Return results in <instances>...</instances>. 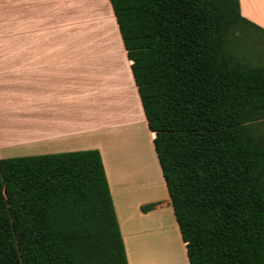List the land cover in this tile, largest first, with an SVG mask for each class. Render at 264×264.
<instances>
[{
  "label": "trees",
  "instance_id": "1",
  "mask_svg": "<svg viewBox=\"0 0 264 264\" xmlns=\"http://www.w3.org/2000/svg\"><path fill=\"white\" fill-rule=\"evenodd\" d=\"M109 2L189 264H264V29L238 0ZM0 264H127L97 148L0 158Z\"/></svg>",
  "mask_w": 264,
  "mask_h": 264
},
{
  "label": "crops",
  "instance_id": "2",
  "mask_svg": "<svg viewBox=\"0 0 264 264\" xmlns=\"http://www.w3.org/2000/svg\"><path fill=\"white\" fill-rule=\"evenodd\" d=\"M5 3L0 158L97 148L127 264H189L109 0ZM238 4L264 29V0ZM106 11L113 20L108 12L104 26L87 25L94 14L104 22ZM148 203L154 206L141 210ZM173 239L180 249H168Z\"/></svg>",
  "mask_w": 264,
  "mask_h": 264
},
{
  "label": "rangeland",
  "instance_id": "3",
  "mask_svg": "<svg viewBox=\"0 0 264 264\" xmlns=\"http://www.w3.org/2000/svg\"><path fill=\"white\" fill-rule=\"evenodd\" d=\"M20 6H22V4H20ZM1 9H2V13H0V14H3L4 15V12H5V9H6V3H5V0H2V2H1ZM108 12L109 11H106V12H102V14H104V16L106 17L105 18V21L103 22V21H101V18L99 19V16L98 15H96L95 16V14L93 15V16H91V17H89L88 19L86 18V20H88L87 22H88V26L89 27H95V26H104V24L105 23H107V20L109 19V17H108ZM110 13V12H109ZM110 17H111V19L113 20V18H112V16H111V13H110ZM92 18V19H91ZM114 23V21L112 22V24ZM115 24V23H114ZM113 24V25H114ZM115 27H116V25H114ZM103 28V27H102ZM2 33H4V31L2 32V30H0V34H2ZM116 34H117V32H116ZM118 35V34H117ZM96 37V40L94 41V42H96L97 44L98 43H103L104 42V44H105V42H106V39L105 38H102V37H98V36H95ZM119 43H120V41H119ZM39 154V153H38ZM31 155V154H30ZM17 156H20V155H17ZM176 240V239H175Z\"/></svg>",
  "mask_w": 264,
  "mask_h": 264
},
{
  "label": "bare ground",
  "instance_id": "4",
  "mask_svg": "<svg viewBox=\"0 0 264 264\" xmlns=\"http://www.w3.org/2000/svg\"><path fill=\"white\" fill-rule=\"evenodd\" d=\"M109 33H112V32H109ZM136 144L139 145L140 149L142 150V137L141 135H138L137 138H136ZM175 239H173L172 242H168L166 245H168V249H180L177 241L175 240L176 244L174 245L173 242H174Z\"/></svg>",
  "mask_w": 264,
  "mask_h": 264
}]
</instances>
